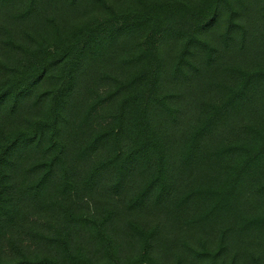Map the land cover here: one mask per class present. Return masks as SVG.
I'll list each match as a JSON object with an SVG mask.
<instances>
[{
	"label": "trees",
	"instance_id": "16d2710c",
	"mask_svg": "<svg viewBox=\"0 0 264 264\" xmlns=\"http://www.w3.org/2000/svg\"><path fill=\"white\" fill-rule=\"evenodd\" d=\"M0 264H264V0H0Z\"/></svg>",
	"mask_w": 264,
	"mask_h": 264
}]
</instances>
